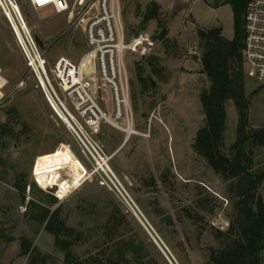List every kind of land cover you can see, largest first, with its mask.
Listing matches in <instances>:
<instances>
[{
  "label": "rangeland",
  "instance_id": "1",
  "mask_svg": "<svg viewBox=\"0 0 264 264\" xmlns=\"http://www.w3.org/2000/svg\"><path fill=\"white\" fill-rule=\"evenodd\" d=\"M223 1L119 0L127 37L145 39L126 53L130 105L119 120L101 104L107 121H79L107 161L112 182L35 87L0 12V264H29L21 255L22 238L38 252L36 264H67L44 225L30 220L29 202H44L47 195L57 197L66 225L82 233L70 249L78 260L102 256L108 243L101 227L112 217L119 234L144 242L151 264H210V252L225 243L210 221L221 214L231 223L238 201L229 182L193 149L205 123L199 96L210 85L197 30L221 27L224 37L234 36L232 9ZM17 2L47 70L59 58L80 61L87 47L83 27L72 26L78 0L62 14ZM139 75L155 85L143 87ZM242 93L248 130H264V84L247 78L244 68ZM224 115L221 147L229 155L238 124L233 101L225 103ZM252 164L264 171V149L254 148ZM259 193L264 201V182Z\"/></svg>",
  "mask_w": 264,
  "mask_h": 264
},
{
  "label": "trees",
  "instance_id": "2",
  "mask_svg": "<svg viewBox=\"0 0 264 264\" xmlns=\"http://www.w3.org/2000/svg\"><path fill=\"white\" fill-rule=\"evenodd\" d=\"M248 0H224L233 14L234 36L226 40L221 29H198L199 45L202 48V71L210 85L201 91L199 99L204 114V126L195 136L193 149L205 158L210 168L229 182L231 191L238 198L236 213L229 229L218 232L224 238V247L212 250L210 264H262L264 259V201L259 193L264 182V171L254 170L252 164L254 148L264 149V130H248L246 104L242 93L243 57L245 30L244 14ZM154 73H157L154 70ZM139 81L143 87L150 85L148 79ZM233 101L238 114L236 140L230 147V154L222 151V130L224 110L227 101ZM17 182L22 194L24 186ZM57 197L45 196L44 202H29L33 211L30 218L37 226L54 238V246L64 254L67 264H151L144 242L119 234V223L110 217L101 227L107 240L102 256L78 260L71 248L78 244L82 233L67 226L61 218V205ZM22 256H29V264H36L38 252L27 238L20 240Z\"/></svg>",
  "mask_w": 264,
  "mask_h": 264
},
{
  "label": "built area",
  "instance_id": "3",
  "mask_svg": "<svg viewBox=\"0 0 264 264\" xmlns=\"http://www.w3.org/2000/svg\"><path fill=\"white\" fill-rule=\"evenodd\" d=\"M26 1L34 11L51 7L56 14H62L71 10L70 0H44L43 3H38L37 0ZM0 12L11 29L30 75L36 81L35 87L40 90L55 116L92 155L97 169L112 182L115 177L107 161L90 141L79 121L88 126H95L100 120L107 121V114L100 109L101 104L112 108L116 120L125 114L130 105L126 53L141 45L145 39L142 36L127 37L119 0H93L91 3L78 0L72 26L83 27L87 51L77 64L59 58L47 70L46 59L30 31L24 28L25 20L17 0H0ZM244 30V73L250 80L264 84V0L247 1ZM85 59L89 61L88 73L81 71ZM106 94L107 99L104 98ZM120 195L133 210L125 194L120 192ZM133 206L135 207L134 204ZM210 226L217 232H225L230 223L223 215L218 214L211 219Z\"/></svg>",
  "mask_w": 264,
  "mask_h": 264
},
{
  "label": "bare ground",
  "instance_id": "4",
  "mask_svg": "<svg viewBox=\"0 0 264 264\" xmlns=\"http://www.w3.org/2000/svg\"><path fill=\"white\" fill-rule=\"evenodd\" d=\"M24 28L26 29V30H28L29 31V29H28V27H27V24L24 22ZM87 68L89 69V61H88V63H87ZM69 126V125H68ZM70 127V126H69ZM130 129V128H129ZM123 132H124V130H127V129H121ZM131 130V129H130ZM134 132H132V131H130L129 133H128V135H131V134H133ZM100 166H101V164H100ZM102 168H103V166H102ZM104 169V168H103Z\"/></svg>",
  "mask_w": 264,
  "mask_h": 264
},
{
  "label": "water",
  "instance_id": "5",
  "mask_svg": "<svg viewBox=\"0 0 264 264\" xmlns=\"http://www.w3.org/2000/svg\"><path fill=\"white\" fill-rule=\"evenodd\" d=\"M147 79H148V81L150 82L151 87H153V86L155 85L154 81L151 79L150 76H147Z\"/></svg>",
  "mask_w": 264,
  "mask_h": 264
},
{
  "label": "crops",
  "instance_id": "6",
  "mask_svg": "<svg viewBox=\"0 0 264 264\" xmlns=\"http://www.w3.org/2000/svg\"><path fill=\"white\" fill-rule=\"evenodd\" d=\"M215 28H217V27H215ZM219 28L221 29V35H222V28L221 27H219ZM222 37L225 38L226 40H232L233 39V37L232 38H227V37H224L223 35H222Z\"/></svg>",
  "mask_w": 264,
  "mask_h": 264
},
{
  "label": "snow or ice",
  "instance_id": "7",
  "mask_svg": "<svg viewBox=\"0 0 264 264\" xmlns=\"http://www.w3.org/2000/svg\"><path fill=\"white\" fill-rule=\"evenodd\" d=\"M37 2H38V3H43V2H44V0H37Z\"/></svg>",
  "mask_w": 264,
  "mask_h": 264
}]
</instances>
